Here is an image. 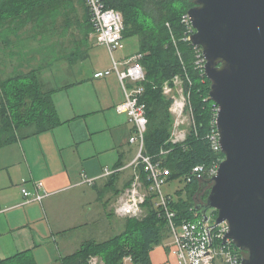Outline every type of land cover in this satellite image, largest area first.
<instances>
[{
  "label": "trees",
  "instance_id": "obj_1",
  "mask_svg": "<svg viewBox=\"0 0 264 264\" xmlns=\"http://www.w3.org/2000/svg\"><path fill=\"white\" fill-rule=\"evenodd\" d=\"M104 1L107 7L123 12L124 37L138 36L139 51L146 53L143 64L148 78L145 83V100L149 117L146 134L148 153L158 154L164 147L171 150L167 161H164L172 170L170 180L185 176L195 166L208 167L216 159L223 158L222 152H215L212 149L209 138L213 103L211 100L205 101V98L210 93L211 80L207 76H201L195 69L193 46L190 42L181 39L184 33L181 17L195 5V2L193 0ZM76 2L86 8L85 29L87 34L92 33L93 27L85 0H0V40L7 38L3 37L7 31H10V34L11 32L18 34V31L28 24L35 26L49 23V20L55 21L59 16L67 15ZM167 22L171 24L172 31L167 26ZM174 38L177 40V45L174 43ZM9 43L13 44L14 41L9 39ZM177 48L182 54L186 67ZM74 53L73 63L85 58L87 49L79 48ZM50 63L51 60L45 57L38 67H31L27 72H17L7 82L1 81L0 150L18 139L53 129L61 123L53 99L55 90L47 88L40 76L41 70ZM186 69L193 81L191 101L197 133L193 130L185 145L172 144L168 142L173 124L169 111L172 100L163 94V86ZM142 172L146 179L143 168ZM111 178L115 182L117 173ZM185 188L187 198H179L173 202V207L181 218L192 219L194 214L190 212V208L196 204L194 199L199 191L200 181L194 179L186 184ZM146 205L149 209L146 218L141 221H128V229L124 232L126 239L122 240V236H117L119 238H114L112 244L87 240L79 251L65 256L62 259L63 264H88L89 256L93 253L103 255L109 264H124L125 256H130L133 264H152L150 251L169 237V229L167 221L159 217L154 209L152 197L148 199ZM26 256L27 253L22 252L1 260L0 264H36Z\"/></svg>",
  "mask_w": 264,
  "mask_h": 264
},
{
  "label": "crops",
  "instance_id": "obj_2",
  "mask_svg": "<svg viewBox=\"0 0 264 264\" xmlns=\"http://www.w3.org/2000/svg\"><path fill=\"white\" fill-rule=\"evenodd\" d=\"M3 59L11 62L8 53ZM66 61L70 68L79 62ZM44 82L55 90L61 123L0 150V261L24 252L36 264H63L65 256L93 238L97 229L91 222L104 214L99 202L106 190L99 189L106 177L90 185L84 176L99 177L106 168L125 167L137 152V146L130 143L133 123L116 111L124 99L116 73L102 78L94 73L88 82L91 90L78 89L80 85L74 82L57 87ZM36 181H43L50 193L42 203L28 202L22 193L23 187L33 191ZM171 249L170 236L152 248L151 263L181 264Z\"/></svg>",
  "mask_w": 264,
  "mask_h": 264
},
{
  "label": "water",
  "instance_id": "obj_3",
  "mask_svg": "<svg viewBox=\"0 0 264 264\" xmlns=\"http://www.w3.org/2000/svg\"><path fill=\"white\" fill-rule=\"evenodd\" d=\"M188 13L203 48L210 97L224 159L195 207L227 222L230 238L247 252L242 264H264V0H193Z\"/></svg>",
  "mask_w": 264,
  "mask_h": 264
},
{
  "label": "built area",
  "instance_id": "obj_4",
  "mask_svg": "<svg viewBox=\"0 0 264 264\" xmlns=\"http://www.w3.org/2000/svg\"><path fill=\"white\" fill-rule=\"evenodd\" d=\"M85 3L93 27L92 37L96 44L105 45L109 49L113 64L110 69L96 71L95 77L102 78L112 73L117 74L124 93V99L116 106V111L120 114H126L133 123L135 131L130 137V143L137 146V152L133 161L127 166L116 169L106 168L101 176L94 178L84 176V181L94 185L102 177L112 176L127 167L133 168V188L129 190V199L124 202L122 211L137 215L140 213V204L145 202V193L142 196L138 187L139 182L143 186V180L140 179L139 174V171L143 168L146 173V189L148 191L146 194L152 196L158 216L167 221L168 231L172 238L171 253L181 264H242L247 253L239 249L232 239H225L229 231L226 221L219 224L217 221L211 223V218L208 216L206 220L195 206L190 208L194 218H181L178 211L173 207V202L177 200L165 191L166 185L171 181L172 170L165 164L163 159L171 150L161 148L158 154L152 155L148 153L146 147V134L149 126L147 102L145 100V83L148 78L147 70L143 64L146 53L138 51L122 60H116L114 51L122 47L125 38L123 12L107 7L104 0H85ZM181 23L184 27L181 39L190 42L193 46V65L201 76H206L207 59L203 48L192 40L197 30L192 24L188 11L182 15ZM167 26L172 31L169 22H167ZM174 43L177 45L175 38ZM177 51L184 67H186L179 48H177ZM192 82V78L186 69L181 74L175 75L163 86V94L172 100L169 111L173 118V124L168 140L172 144L185 145L190 133L193 130L197 133L196 118L191 101ZM208 100L213 101L210 94L205 98V101ZM219 109V105L213 101L209 138L215 152H222L220 132L217 126ZM223 159L224 157L216 159L208 167L195 166L182 177L183 181L189 184L194 179L201 182L204 179L214 178L218 174ZM22 193L26 201H39L41 203L50 194L46 190L43 181H36L33 191L23 187Z\"/></svg>",
  "mask_w": 264,
  "mask_h": 264
},
{
  "label": "rangeland",
  "instance_id": "obj_5",
  "mask_svg": "<svg viewBox=\"0 0 264 264\" xmlns=\"http://www.w3.org/2000/svg\"><path fill=\"white\" fill-rule=\"evenodd\" d=\"M48 22L49 23H42V25L35 26L28 24L23 30L18 31V34L14 32L10 34V31H7L4 36L2 35L7 38L3 39L4 43L0 40L1 80L7 82L11 77H14L17 72H27L31 67H38L46 57L52 61L55 59L59 60L55 61L51 66L41 70L40 76L42 80L54 87L74 82L80 85V87H76L78 89L91 90L92 85L88 82L93 79L95 71L110 69L113 64L109 49L105 45L96 44L92 34H87V30L85 29V25L87 24L86 8L79 2H76L74 6L70 8V12L67 15L63 14L55 21L49 20ZM9 39L14 41V43H9ZM122 44L121 48L114 51L116 60H122L140 50L139 37L136 35L125 37ZM79 48L84 50L89 49L88 57L70 68L66 60H71L75 56L74 51ZM7 53L11 57V62L4 63L5 61L3 58ZM6 69H8L11 74L7 73ZM82 81L84 82L81 84ZM0 90L2 91L1 87ZM164 149L167 150L165 147ZM168 156L169 153L163 157L164 161H167ZM125 169L126 171L122 170L119 178L118 176L117 179L115 178V182L111 180V177H106L105 182L100 186L99 190L101 192L104 189L106 190L104 193H101L99 202L100 205H104V214L101 218L96 217L94 221L91 222V225L96 226L95 228L97 229L93 238L89 237L84 240L74 252L79 251L87 240L100 244L104 242L112 244V242H114L113 239L117 236H122V240H124V238L126 239L124 232L128 229V221H141L148 216L149 209L146 203L152 196L146 194V192H148L146 189L147 184L142 169L139 171V174L141 177L140 179L143 180V186H141L139 182L138 187L141 190L142 196H144L143 194L145 193V202L140 204V213L135 215L122 211L124 202L129 199V190L133 188L134 183L133 168ZM112 183L114 184L110 185ZM185 186L186 183L183 181V178L180 177L171 180L166 185L165 191L176 198V200H179L181 197L187 198ZM210 186L211 184H209L202 193L196 194L194 199L195 203L206 202ZM113 188H117L118 190L115 191ZM106 198L108 199L107 201H105ZM208 216L211 218V223H213L217 219L218 212L214 209H210L208 211ZM130 262H132L131 257L125 256L123 263L131 264ZM88 264L109 263L103 255L93 253L89 256Z\"/></svg>",
  "mask_w": 264,
  "mask_h": 264
},
{
  "label": "flooded vegetation",
  "instance_id": "obj_6",
  "mask_svg": "<svg viewBox=\"0 0 264 264\" xmlns=\"http://www.w3.org/2000/svg\"><path fill=\"white\" fill-rule=\"evenodd\" d=\"M205 180H210V179H204L203 181L200 182V184L203 183Z\"/></svg>",
  "mask_w": 264,
  "mask_h": 264
}]
</instances>
